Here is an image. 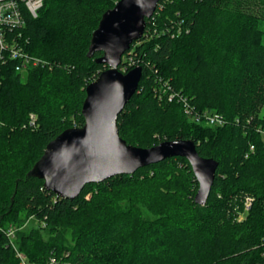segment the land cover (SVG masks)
Here are the masks:
<instances>
[{"label": "trees", "instance_id": "16d2710c", "mask_svg": "<svg viewBox=\"0 0 264 264\" xmlns=\"http://www.w3.org/2000/svg\"><path fill=\"white\" fill-rule=\"evenodd\" d=\"M119 1L45 0L21 33L47 64L0 66V264H21L17 253L26 264H264V0H160L118 67L142 71L120 138L194 142L218 163L204 206L182 157L87 184L73 200L27 175L50 141L83 127L85 89L107 69L101 53L87 57L92 32ZM30 219L39 226L27 229Z\"/></svg>", "mask_w": 264, "mask_h": 264}, {"label": "water", "instance_id": "95a60500", "mask_svg": "<svg viewBox=\"0 0 264 264\" xmlns=\"http://www.w3.org/2000/svg\"><path fill=\"white\" fill-rule=\"evenodd\" d=\"M160 0H120L103 13L92 32L87 57L101 53L95 63L107 66L85 89L81 115L84 125L70 128L50 141L27 174L42 180L45 190L65 200L75 199L87 184H99L117 175L172 157L185 158L198 183L194 203L206 204L218 163L201 158L191 140L163 141L151 148L128 145L120 138L118 115L138 89L141 67L121 73L118 67L131 44L139 40L145 20Z\"/></svg>", "mask_w": 264, "mask_h": 264}, {"label": "built area", "instance_id": "2783aa9c", "mask_svg": "<svg viewBox=\"0 0 264 264\" xmlns=\"http://www.w3.org/2000/svg\"><path fill=\"white\" fill-rule=\"evenodd\" d=\"M45 0H0V66L6 65L9 61L15 63V71L26 73L28 67L44 66L47 63L39 58L33 57L25 52L21 30L26 25L27 17L37 18L39 10L43 7ZM170 101L174 95H169ZM187 116H191L192 110L186 100L180 98ZM210 126L222 123L221 117L217 114L207 113L203 117ZM35 118L30 116V125L34 126ZM251 199L246 198L244 211H248ZM243 214L238 220L243 219ZM12 231H8V237H12ZM21 264H26L25 257L17 253ZM51 264L54 261L51 260Z\"/></svg>", "mask_w": 264, "mask_h": 264}, {"label": "rangeland", "instance_id": "374dc122", "mask_svg": "<svg viewBox=\"0 0 264 264\" xmlns=\"http://www.w3.org/2000/svg\"><path fill=\"white\" fill-rule=\"evenodd\" d=\"M260 28L264 32V23H262L260 25ZM263 42H264V34H263ZM24 79H25V77L22 76V80L23 81H24ZM262 112L264 113V109H263ZM38 226H39V223L36 220H34V219H30V221L26 224V228L27 229L37 228Z\"/></svg>", "mask_w": 264, "mask_h": 264}]
</instances>
